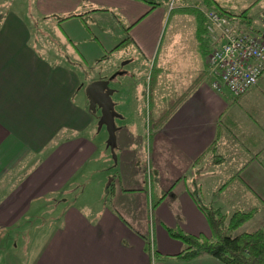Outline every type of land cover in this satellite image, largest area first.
<instances>
[{"label":"crops","instance_id":"0c3cea01","mask_svg":"<svg viewBox=\"0 0 264 264\" xmlns=\"http://www.w3.org/2000/svg\"><path fill=\"white\" fill-rule=\"evenodd\" d=\"M31 4L29 11L35 8L52 25L61 17L59 24L67 27L87 18L70 15L94 13L99 35L105 33L117 46L122 44L113 51L133 46L153 66L149 84L136 94L129 84L134 71L125 68L134 63L130 58L119 61L113 72L104 73L96 66L81 76L73 68L80 61L61 63L69 59L44 58L37 50L33 44L39 36L33 31H39L38 23L24 22L12 13L0 17V262L222 264L206 255L178 258L184 245L168 229L210 237L206 216L191 195L193 188L204 204L224 214L255 209L252 218L261 216L264 223V72L238 98L227 91L214 92L200 47L198 16L189 10L193 5L244 12L257 31L262 28L264 0H175L179 12H189V30L174 32L161 58L158 41L165 10L152 11L144 1L33 0ZM113 21L125 37L108 33ZM81 34V29L69 30L65 37L46 36L52 38L46 43H62L68 50L75 43L106 41L97 35L90 41ZM175 43L186 47L179 65L173 60L177 65L172 63L170 71L166 61ZM121 93L138 102L139 114L130 121H126L129 115L115 111L112 99L119 103ZM92 121L97 129L106 126L105 149L85 135ZM112 139L118 155L113 152L108 164L103 152H112ZM210 147L213 152H208ZM97 159H104L107 173L113 176L107 183L110 203L88 215L66 205L64 196L93 171ZM53 206L58 211L50 209ZM39 215H48L51 221L25 241L22 231L28 219ZM17 237L23 238L17 241ZM18 246L25 253L22 263L10 253Z\"/></svg>","mask_w":264,"mask_h":264},{"label":"rangeland","instance_id":"374dc122","mask_svg":"<svg viewBox=\"0 0 264 264\" xmlns=\"http://www.w3.org/2000/svg\"><path fill=\"white\" fill-rule=\"evenodd\" d=\"M158 6H156L152 11L162 9L164 11V16L162 20V32L159 39V49H158V58H161L162 53L164 54L166 51V47L169 42V37L173 36V33L176 31H183L188 32L189 28H187V21H190V16L186 12H179L176 9V5L173 6V3L175 0H154ZM178 1V0H177ZM33 0H0V17L7 16L8 13H12L13 15L17 16L19 19H22L24 22L32 23H38L39 28L38 32L36 33L35 30L33 31L34 34H37L39 36L38 42L33 44L37 50L44 56V58L55 55L56 59H64L68 58L69 60L60 61L61 63L66 62H78L80 61V66L73 67L75 68V71H78L82 76L84 72L90 73L91 69L96 70V66H98L97 69H102L104 73L107 72H113L119 64V61L126 62L129 60V58L134 62L131 65L125 66L126 69L134 71V77L132 81H130V85L132 83V86L135 88L136 94H139L140 91H144V85L149 84L148 82V76L151 73L153 61L142 59V57L136 52L135 47L130 46L128 49L123 50H114L113 48L117 46L118 43H113V38H109L105 36V33L103 36L99 35L101 34L98 27H94L96 22L98 21V18L94 16L92 13H88L84 16L87 18H83V20H78V22H73L71 24H68L69 26H62L59 23L56 22V24L52 25L44 21L41 16H38L33 10L29 11V9H32V3ZM149 7H151V4H148ZM166 8V9H165ZM212 10L211 8L203 7L200 8L201 12ZM85 11L84 9L79 12ZM187 15V16H186ZM181 16V17H179ZM61 18V17H60ZM181 19V20H180ZM204 19V18H203ZM1 21V20H0ZM240 22V21H239ZM99 23V22H98ZM241 23V22H240ZM62 24V23H61ZM100 24V23H99ZM244 25V24H243ZM81 29V35L89 36L90 41H94L95 38L92 37L94 35H97L98 40H106L105 43L100 44L98 42L94 43H75L72 45H68V50L65 49V45L62 43H46V41L52 40V38H46V36L51 35H60L64 36L66 35L67 31H79ZM108 33L112 36L113 34H121L123 37L124 34L122 32V29L120 25L115 21H113V24L107 27ZM97 32V33H96ZM49 34V35H47ZM176 38V37H174ZM36 39V38H35ZM54 40H58L59 38H53ZM109 39V43L108 42ZM176 42L181 40V37H178V39H175ZM186 47V44L181 43H175V45L172 48V54L170 58L168 59V62L166 61L167 69L172 71V63H177L179 65L182 52L184 51V48ZM188 48V47H187ZM82 55L85 56V58L82 57ZM58 56V57H57ZM109 58L106 61H102V58ZM168 57V56H167ZM93 58L92 60H90ZM50 59V58H49ZM175 60V62H173ZM172 61V62H171ZM75 62V63H76ZM170 62V63H169ZM176 64V65H177ZM177 68V67H176ZM82 79V78H81ZM146 79V80H145ZM123 81V80H122ZM166 84H172L169 83L168 80H166ZM171 81V78H170ZM153 85V84H152ZM166 86V85H164ZM129 94V93H128ZM122 97V101L118 103L116 99L113 103H115V111L116 113H121L126 117V121H130L133 118H136L139 114V106L138 102L133 101L129 95H126L125 93L120 94ZM166 100H170L169 98H166ZM124 106V108H122ZM147 106V105H146ZM145 111H148L145 108ZM153 116L152 114H150ZM119 120L115 119V127L118 128L119 126ZM127 123V122H126ZM124 123V125L129 128L132 125H127ZM130 131V130H127ZM66 134V133H63ZM88 138L93 139L96 142H101L103 145V148L105 149L108 147L106 141L107 132H106V126L103 125L102 129H97L96 124L94 121H92L88 127V130L85 134ZM61 136V135H60ZM59 136V137H60ZM110 140V139H109ZM113 139L110 142V149H113L112 152L109 150V152H103V154L106 156L107 159H110L108 164H111L112 156L111 154L114 152L116 155H118V148L116 145L113 147ZM140 152V150H139ZM105 159V157H104ZM103 160L97 159L92 165L94 167L93 171L90 173H87L84 179H82L76 186L72 185L70 187L69 192L64 196V201L66 205H74L77 208H81L84 213L90 215L93 212L99 210L102 206L109 205L110 197L108 196V190L111 188V186L107 187V183L109 179L113 178L111 176V173H107V170L105 168V162ZM92 169V168H91ZM114 176L116 175V172H113ZM142 176L144 177L145 173L141 172ZM116 184V183H115ZM108 188V189H107ZM61 205V204H60ZM50 206V205H49ZM255 206V205H251ZM50 209H53L54 212L58 211L55 206L51 207ZM245 209H248L247 205L245 206ZM49 211V210H48ZM28 223L25 225L23 229V233L25 234V241H28L30 236L34 234L38 229H41L44 225H47L51 219L48 215H44L43 217L39 215V217H33L31 219H28ZM45 221V222H42ZM262 218L261 216H257L251 218L248 222H246L244 225L240 226L233 235L239 234L243 231L251 232L252 230H255L256 228L262 227L264 223L261 222ZM261 224V225H260ZM23 237H17V241H20ZM28 244V243H27ZM20 246L17 247V252L14 250L15 256L18 257V260L22 263L25 261V253L24 251H21ZM2 254V253H0ZM0 264H12V261L10 259H3Z\"/></svg>","mask_w":264,"mask_h":264},{"label":"trees","instance_id":"16d2710c","mask_svg":"<svg viewBox=\"0 0 264 264\" xmlns=\"http://www.w3.org/2000/svg\"><path fill=\"white\" fill-rule=\"evenodd\" d=\"M147 4H151V8H155L158 4L154 0H141ZM209 7V6H208ZM220 16L230 21H240L249 31L255 32L252 26L251 19L244 12L235 14L231 11L218 10L210 6ZM199 12H197V11ZM190 12L195 13L198 17V37L202 55L207 57L210 50V43L206 37L204 19L200 9L197 6L190 7ZM93 12V11H90ZM186 13H189L186 11ZM82 15L72 14V17H82ZM67 19V18H65ZM57 23L64 19L56 18ZM126 32L129 28L125 29ZM121 45L116 47L119 48ZM214 147H210L208 152H213ZM111 193V190H108ZM191 195L206 216L210 226V237L192 236L182 232L181 230L168 229V233L172 238L181 241L184 249L176 256L182 260H190L199 256H211L222 264H264V224L262 227L256 228L251 232L243 231L239 234L233 233L246 222H248L256 213V210L241 211L236 210L231 214H224L220 208L214 207L212 204H204L199 196L197 188H193ZM161 199L152 203V208H155Z\"/></svg>","mask_w":264,"mask_h":264},{"label":"built area","instance_id":"2783aa9c","mask_svg":"<svg viewBox=\"0 0 264 264\" xmlns=\"http://www.w3.org/2000/svg\"><path fill=\"white\" fill-rule=\"evenodd\" d=\"M201 14L211 41L206 57L210 87L238 98L254 87L264 72V16L260 19L262 28L252 32L215 10Z\"/></svg>","mask_w":264,"mask_h":264}]
</instances>
